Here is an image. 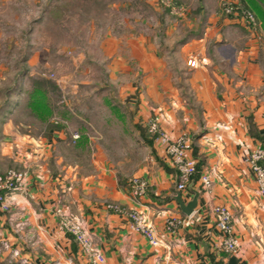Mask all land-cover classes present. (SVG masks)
<instances>
[{"label": "crops", "instance_id": "obj_1", "mask_svg": "<svg viewBox=\"0 0 264 264\" xmlns=\"http://www.w3.org/2000/svg\"><path fill=\"white\" fill-rule=\"evenodd\" d=\"M225 4L234 11L225 13ZM186 9L192 14L170 25L166 58L177 56L178 66L164 61L151 39L140 34L109 33L101 42L107 70L127 78L118 101L133 106L128 112L102 99L112 113L107 122L114 116L130 143L121 149L120 161L94 145L97 132L88 122L81 125L56 104L50 122L58 117L69 126H47L31 113L26 87L12 83L4 90L0 174L15 168L25 177L23 190L7 198L8 209L0 205V264H91L58 228V208L83 223L102 264H264V198L243 160L250 150L264 149V0H196ZM241 10L253 14L256 28ZM25 117L43 124L40 134L31 135ZM71 124L79 129H69ZM75 131L81 136L73 143ZM157 131L170 138L190 136L188 155L196 173L183 191L176 189L177 171L164 158ZM203 175L210 179L209 190L201 186ZM133 177L147 183L136 198L130 192ZM195 197L190 225L167 231V220L186 217ZM218 205L232 214L236 254L221 250L222 234L209 212ZM132 210L146 215L157 245L132 230L127 217ZM18 223H23L19 231Z\"/></svg>", "mask_w": 264, "mask_h": 264}, {"label": "rangeland", "instance_id": "obj_2", "mask_svg": "<svg viewBox=\"0 0 264 264\" xmlns=\"http://www.w3.org/2000/svg\"><path fill=\"white\" fill-rule=\"evenodd\" d=\"M190 1L196 0H0L1 98L12 83L26 87L29 99L35 82H47L53 107H62L58 111L65 115L71 112L81 125L88 122L94 126V145L107 151L108 159L120 161L125 158L121 149L130 143L114 116L107 122L109 110L102 99L112 100L128 112L133 106L118 101L122 99L119 86L127 78L120 74L114 78L107 70L101 42L109 33L116 37L140 34L151 39L164 61L178 66L177 56L166 58L170 25H180L186 13L192 14L186 9ZM179 29L182 31L181 26ZM23 77L27 78L25 86ZM54 120L57 125L69 126L58 117ZM24 122L30 124L31 135L40 134L43 124L33 123L30 117ZM73 128L78 130L79 125L71 124L69 129ZM74 133L79 134L76 141L71 138L76 143L81 135Z\"/></svg>", "mask_w": 264, "mask_h": 264}, {"label": "built area", "instance_id": "obj_3", "mask_svg": "<svg viewBox=\"0 0 264 264\" xmlns=\"http://www.w3.org/2000/svg\"><path fill=\"white\" fill-rule=\"evenodd\" d=\"M223 11L228 14L232 13L234 9L231 5L225 4L223 5ZM240 12L251 28L257 27L255 18L250 11L241 10ZM188 64L194 66L195 62L189 60ZM155 136L156 141L162 146L163 156L177 171L176 189L178 191L185 190L196 173L195 162L188 155L192 148L189 134L182 132L175 138H170L165 133L157 131ZM71 138L74 142V140L76 141L79 138V134L74 133ZM243 160L253 175L258 194L264 198V149L259 146L250 150ZM24 177L25 174L22 171L14 169H8L3 174H0V205L4 210L9 207L7 198L11 197L13 193L23 190ZM200 181L202 188L209 190L211 184L209 177L203 175L200 177ZM129 184L132 197L136 198L145 194L147 183L144 180L131 178ZM109 208L119 211L116 206H109ZM209 212L214 219L215 227L222 234L221 250L227 254H236L239 251V242L234 234L233 218L229 208L222 205L211 206ZM55 214L58 218V228L72 237L80 253L91 264L104 263V257L100 254L83 223L59 208L55 210ZM127 217L134 232L144 236L150 245L155 246L158 244L155 230L144 213L132 210L127 213ZM192 218V213L180 219L171 218L166 222V230L173 231L177 227H188ZM22 227L23 223H18L14 226L17 231L22 229Z\"/></svg>", "mask_w": 264, "mask_h": 264}, {"label": "trees", "instance_id": "obj_4", "mask_svg": "<svg viewBox=\"0 0 264 264\" xmlns=\"http://www.w3.org/2000/svg\"><path fill=\"white\" fill-rule=\"evenodd\" d=\"M49 87L50 86L45 81L35 82L33 89L29 93L28 101L31 113L39 120L45 122L47 126L52 125L50 119L53 116L52 100L49 97V92L51 90Z\"/></svg>", "mask_w": 264, "mask_h": 264}, {"label": "water", "instance_id": "obj_5", "mask_svg": "<svg viewBox=\"0 0 264 264\" xmlns=\"http://www.w3.org/2000/svg\"><path fill=\"white\" fill-rule=\"evenodd\" d=\"M195 202H196V197L193 199V202L189 205L190 207H188V210L185 211V212H186V213H185L186 215H189V214L192 213V208H193ZM191 206H192V207H191Z\"/></svg>", "mask_w": 264, "mask_h": 264}]
</instances>
